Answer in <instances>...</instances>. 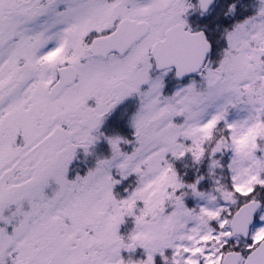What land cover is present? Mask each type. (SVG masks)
<instances>
[{
	"label": "snow or ice",
	"instance_id": "1",
	"mask_svg": "<svg viewBox=\"0 0 264 264\" xmlns=\"http://www.w3.org/2000/svg\"><path fill=\"white\" fill-rule=\"evenodd\" d=\"M213 3L0 0V264H264V0Z\"/></svg>",
	"mask_w": 264,
	"mask_h": 264
},
{
	"label": "rangeland",
	"instance_id": "2",
	"mask_svg": "<svg viewBox=\"0 0 264 264\" xmlns=\"http://www.w3.org/2000/svg\"><path fill=\"white\" fill-rule=\"evenodd\" d=\"M224 3V0H221L220 2V7L218 9V11L220 10L219 14L223 12L224 8H222V4ZM235 3L236 4V11H239L238 14H236V16L233 18V21L235 22V20H238V19H243L245 17V15L248 13V12H251V4L253 3V0H250L248 2V5H247V10L243 7L244 4V1L243 0H230V4H233ZM219 16V15H218ZM214 23H217V21L215 20ZM209 29V27H208ZM177 90V87L173 90L176 91ZM172 94V93H171ZM169 94V95H171ZM106 130H107V127H106ZM110 132L114 131L112 128L109 129ZM228 158L225 157V163L227 162ZM183 162V168L187 171V168L188 169H191L192 170V174L189 172L188 174L190 175L187 180H184L186 183H191L193 182L198 176H205V180H203L201 182V190L202 191H208L211 189L212 187V183L211 181L207 178V164H202V165H199V166H194L191 159H184L181 161V163ZM182 168V169H183ZM180 169V170H182ZM178 173L182 176L183 172L181 173L180 171H178ZM130 182L128 184H131L132 183V180L130 179L129 180ZM128 182V181H127ZM126 183V182H125ZM125 183L121 184V185H118L116 190L117 192L120 194L121 197L123 196H126V192L124 191V189L126 188L125 187ZM262 196H264V193H261ZM200 204L201 206L203 205V201H197L191 197H188L186 199V204L188 207L190 208H194L197 206V204ZM132 227L131 223H126L125 225H122L121 226V233H126L130 228ZM259 227H264V223L260 222L259 219L257 218L256 219V223L255 225L253 226L252 230L255 231L256 229H258Z\"/></svg>",
	"mask_w": 264,
	"mask_h": 264
},
{
	"label": "flooded vegetation",
	"instance_id": "3",
	"mask_svg": "<svg viewBox=\"0 0 264 264\" xmlns=\"http://www.w3.org/2000/svg\"><path fill=\"white\" fill-rule=\"evenodd\" d=\"M180 82V81H177ZM166 83V82H165ZM122 113H123V108L119 109L114 116L111 118V121L109 120L108 122V127H111L113 130H116L117 128L122 131V132H126L130 129H128L124 123L123 120L121 119L122 117ZM107 127V128H108Z\"/></svg>",
	"mask_w": 264,
	"mask_h": 264
},
{
	"label": "trees",
	"instance_id": "4",
	"mask_svg": "<svg viewBox=\"0 0 264 264\" xmlns=\"http://www.w3.org/2000/svg\"><path fill=\"white\" fill-rule=\"evenodd\" d=\"M182 168H183V165L180 166L177 169V171H180L181 173L183 172L182 177H183L184 180H187V178L190 176L188 173L190 172L192 174V170L187 168V171H186L184 168L183 169ZM180 169H182V170H180Z\"/></svg>",
	"mask_w": 264,
	"mask_h": 264
},
{
	"label": "water",
	"instance_id": "5",
	"mask_svg": "<svg viewBox=\"0 0 264 264\" xmlns=\"http://www.w3.org/2000/svg\"><path fill=\"white\" fill-rule=\"evenodd\" d=\"M254 223V222H253Z\"/></svg>",
	"mask_w": 264,
	"mask_h": 264
}]
</instances>
